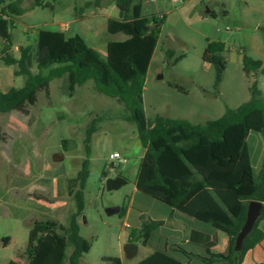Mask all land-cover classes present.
<instances>
[{
    "label": "rangeland",
    "instance_id": "1",
    "mask_svg": "<svg viewBox=\"0 0 264 264\" xmlns=\"http://www.w3.org/2000/svg\"><path fill=\"white\" fill-rule=\"evenodd\" d=\"M71 1L58 0L53 3L54 10L48 7L27 10L17 17L15 27L12 17L5 16L8 30L14 35V54L19 55L21 45H35V30L46 28L52 23L53 14ZM247 2L249 0H143V14L165 16L143 92L149 120L162 115L204 123L222 116L227 106L236 108L250 98L253 77L246 76L243 70V55L264 60V8L257 6L248 13ZM90 25H86L85 37L93 48L103 40L123 37L110 34L106 24L100 28L97 24L98 36H95ZM208 40L226 44L227 69L218 89L214 87V65L203 60ZM4 44L0 36V51ZM167 49L174 50L172 58L167 56ZM97 51L106 59L105 49ZM180 56L182 58L175 62ZM16 67L7 65L0 57V88L24 85V77L14 74ZM258 79L264 94V76ZM127 116L124 103L99 92L92 80L79 85L70 95L67 76L53 79L12 111L0 113V264H8L11 258L25 263L30 227L35 222H49V218L44 217V207H35L33 201L54 203L50 220L64 231L69 216L76 210L67 179L75 177L81 168L86 156L85 138L92 124H96L97 130L92 135L86 205L79 218L80 233L90 241L91 249L80 262L107 264L105 256H118L124 264H137L154 251L152 245H144L138 237L139 205L145 204V200H155L164 210H169V206L136 192L144 148L139 143L136 124ZM115 151L120 152L125 161L114 158ZM103 169L108 177L121 175L127 183L108 190L107 178L102 177ZM111 206L124 207L125 211L108 215L106 208ZM128 209L133 211L126 216ZM125 223L130 226L126 227ZM129 241L139 245L132 258H127L124 251ZM71 251L69 246L67 254ZM65 264H70L68 258Z\"/></svg>",
    "mask_w": 264,
    "mask_h": 264
},
{
    "label": "trees",
    "instance_id": "2",
    "mask_svg": "<svg viewBox=\"0 0 264 264\" xmlns=\"http://www.w3.org/2000/svg\"><path fill=\"white\" fill-rule=\"evenodd\" d=\"M0 0V36L4 47L1 59L7 65H16L14 74L24 77L22 87L0 90V113L12 111L19 103L31 97L41 86L55 78L67 76L69 93L90 80L95 88L124 103L128 119L137 126L139 143L145 149L141 156L136 188L181 213L203 221L229 235L226 253L199 256L207 264L222 262L235 264L234 245L246 220L248 204L257 199L264 202V94L258 78L264 75L263 62L248 54L243 55V70L253 77L249 86L250 98L236 108L226 107L222 116L204 123H192L184 118L157 115L149 120L144 108V86L149 66L157 48L164 15L143 14V0H116L120 17L108 19V32L122 34V39H111L106 59L79 34L42 29L35 45L19 46L14 54V35L8 30L4 17H12L36 6L50 7L58 0ZM110 0L87 1V6L109 4ZM210 15H214L212 11ZM226 44L208 40L203 60L214 65V87L219 88L227 69L224 55ZM173 49H167L169 58ZM182 56L176 58L175 62ZM36 69V71H35ZM49 69L48 73L44 71ZM96 124L87 130L86 156L77 175L67 179L74 197L76 210L62 232L56 225L39 222L30 227L24 264H81L91 243L80 233L79 218L85 209V189L91 172L92 135ZM64 174V171L61 172ZM102 177L108 178L103 169ZM125 208L121 207L120 212ZM262 214L251 233L245 238L240 258L264 238L258 227ZM138 237L146 245L154 229L163 220L141 217ZM69 246L72 247L68 255ZM185 254L189 255L185 251ZM107 264H123L118 256H105ZM8 264H22L11 260ZM137 264H183L165 252H157Z\"/></svg>",
    "mask_w": 264,
    "mask_h": 264
},
{
    "label": "crops",
    "instance_id": "3",
    "mask_svg": "<svg viewBox=\"0 0 264 264\" xmlns=\"http://www.w3.org/2000/svg\"><path fill=\"white\" fill-rule=\"evenodd\" d=\"M87 1L90 0H72L66 7L61 8L62 10L60 12L53 14L52 23L47 24L46 28L39 27L33 34H35L36 38L38 39L39 32L42 29L57 30L69 35L79 34L87 41L85 37V32L88 30L86 29L87 24H91L89 29L93 30V33L96 34L98 32L96 27L97 24L99 28L105 27V24L108 28L109 18L120 17V10L116 4V0H110L109 4H102L100 6H87ZM24 4L25 6H30L31 2L29 3V0H27ZM246 6V10L249 13L250 11L255 10V7L257 6L264 8V0H249ZM37 7L41 6H36L29 10H35ZM48 9L54 10L55 7H48ZM26 12L28 11H25L24 13ZM23 14L16 15V19ZM73 25L74 31L72 32ZM95 36L98 35L96 34ZM108 42L109 40H103V43L101 45H97L95 48L97 50L102 48L107 51ZM262 62L264 65V60H262ZM12 87H14V85ZM9 89L0 88V90L3 92L8 91ZM144 151L145 149L143 150L141 156L144 154ZM136 192L139 193L137 188ZM145 201V204L143 203V205H139L141 209L137 214L139 230L141 228L142 222L141 217L164 221L163 224L153 230L152 235L146 244L147 246L152 245L154 248V251L150 255L157 252H165L183 264H207L199 256H208L210 253L227 252L229 247V235L226 232L216 229L215 227L203 221L185 215L171 206H169V210H164L163 206L155 202V200ZM33 204L35 207H44L43 210L45 212L43 214H45L44 217L49 218L48 223L56 225L59 228L57 223L50 220L52 219L51 212L55 207L54 203L47 204L40 200L35 202L33 201ZM132 211L133 210L128 209L126 211V216L131 215ZM70 216L68 218L67 226L69 224ZM39 222H35V224ZM258 227L264 232V220L260 221ZM7 239H10V237H7ZM185 251L188 252L189 255L185 254ZM11 260L20 262L16 258H11ZM213 264L223 263L215 262ZM241 264H264V238L255 247L247 251Z\"/></svg>",
    "mask_w": 264,
    "mask_h": 264
},
{
    "label": "water",
    "instance_id": "4",
    "mask_svg": "<svg viewBox=\"0 0 264 264\" xmlns=\"http://www.w3.org/2000/svg\"><path fill=\"white\" fill-rule=\"evenodd\" d=\"M125 183H127V180L121 175L110 176L106 179L105 186L108 190H113L120 188ZM263 205L264 202L257 199L251 200L248 204L246 220L242 225L240 232L238 233L234 245V250L236 252V256L234 258L235 264H237L240 258V253L242 251L245 238L251 233V231L253 230L256 224V221L262 214ZM120 210H121L120 206H111L106 208V213L108 215H113L120 213ZM138 248L139 245L136 242L133 241L127 242L124 246L125 256L127 258L134 257L138 252Z\"/></svg>",
    "mask_w": 264,
    "mask_h": 264
},
{
    "label": "built area",
    "instance_id": "5",
    "mask_svg": "<svg viewBox=\"0 0 264 264\" xmlns=\"http://www.w3.org/2000/svg\"><path fill=\"white\" fill-rule=\"evenodd\" d=\"M112 156H113L114 158H118V159H120L121 162H122V161H125L124 159H122V157H121V153L118 152V151H115V152L113 153ZM125 226H126V227H129L130 224H129V223H125Z\"/></svg>",
    "mask_w": 264,
    "mask_h": 264
}]
</instances>
